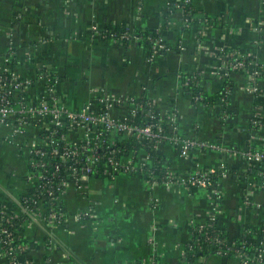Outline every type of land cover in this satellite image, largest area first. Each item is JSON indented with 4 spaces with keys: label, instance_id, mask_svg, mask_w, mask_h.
Wrapping results in <instances>:
<instances>
[{
    "label": "crops",
    "instance_id": "crops-1",
    "mask_svg": "<svg viewBox=\"0 0 264 264\" xmlns=\"http://www.w3.org/2000/svg\"><path fill=\"white\" fill-rule=\"evenodd\" d=\"M167 0H0V72L7 70L33 85L24 102L34 104L43 89L39 78L51 74L59 81V102L72 111L104 96L123 101H154L155 111L166 122L176 112L175 132L182 138L221 144L233 150L264 151V0H192L193 22L184 27L180 12L169 13ZM208 20L205 24L203 20ZM128 29L138 41L113 43L94 34ZM257 29H260L258 31ZM257 30V31H256ZM157 31L166 48L152 56L148 38ZM140 35V36H138ZM238 50L258 65L260 92L246 91L247 73L232 74L228 106L233 119H223L216 105L195 103L182 88V75L197 74L207 97L224 88L218 75L220 52ZM14 57V60L13 58ZM13 60V62H12ZM96 107V106H95ZM119 105L112 113L129 115ZM256 116L261 127L250 119ZM45 120H34L24 135L12 138V127L0 126V208L19 211V201L31 190L27 148ZM83 132H67L68 143L79 144ZM162 166L177 178H187L226 161L229 177L220 181L222 202L218 221L230 238L247 230L264 229V163L250 167L241 156L216 150H193L182 158L170 144L160 145ZM145 155L134 159L138 166ZM148 167L151 162H147ZM260 165V166H259ZM205 189L180 184L150 187L145 175L100 174L70 185L60 204L64 223L50 235L40 227H24L26 245L21 264H179L190 242L189 222H208L210 203ZM247 201L248 204H244ZM88 213L82 220L77 215ZM204 264H239L235 257L213 255ZM0 264H9L0 255Z\"/></svg>",
    "mask_w": 264,
    "mask_h": 264
},
{
    "label": "built area",
    "instance_id": "built-area-1",
    "mask_svg": "<svg viewBox=\"0 0 264 264\" xmlns=\"http://www.w3.org/2000/svg\"><path fill=\"white\" fill-rule=\"evenodd\" d=\"M166 10L169 13L180 12L184 27H188L193 22L192 0H167ZM203 21L208 24V20ZM116 31L120 33L115 34ZM116 31L99 32L93 28L92 32L98 34L101 40L109 38L115 44L130 38L138 41L128 29L122 27ZM148 41L151 43L152 56L166 50L159 38H148ZM220 60L221 65L218 69L220 78L230 79L232 74L246 72V91L252 95L260 92L256 84L258 65L253 57H246L238 50H232L221 51ZM50 75L44 74L39 78L43 83L40 97L36 103L27 104L24 102V94L32 87L33 82L20 79L7 70L0 72V126H11V137L18 138L24 135V130L36 119L45 120L49 125L39 129L35 140L27 148V166L32 186L31 190L20 199L19 211L14 213L17 218L21 216L26 218L21 228L40 227L50 235L54 228L62 225L65 215L60 201L70 185L79 186L87 179L100 174L113 179L117 174L132 176L142 173L150 187L159 184L172 187L180 184L185 188L208 191L207 198L212 213L204 225L197 226L193 221L189 222L191 238L184 252L190 251L192 246L199 245L202 238L209 246L215 247L214 255L223 257L230 255L237 258L239 264H264L262 227H258L257 235L261 234L262 237L256 244H247L244 241L228 242L217 235L214 236L213 230L209 231L218 220V209L222 202L220 181L229 177L225 160L217 168L202 170L185 179L177 178L163 166L160 169L165 172H159L157 175L155 170L150 171L151 167L146 165L148 161L151 162L150 153H156L164 143L173 146L182 158L189 157L193 150L212 149L222 155H239L250 167L264 163V151L253 149L239 151L221 144H207L182 138L175 132L176 112H172L167 118L166 122L170 125L172 133L166 134L164 122L155 111L154 101L149 98L147 101L142 100V97L120 101L112 96H104L97 100L96 105L89 102L79 111L69 110L59 102L56 95L58 79ZM188 84V80L182 82V88L186 91ZM192 100L201 103L199 96ZM119 105L130 107L129 115L115 116L112 111ZM144 106L148 114L138 118V113ZM228 117V113L223 111V119L226 120ZM250 122L255 128L261 127V121L255 115ZM77 131L83 132L79 144L68 143L64 139L67 132ZM140 152L145 155L136 166L134 159ZM262 185L264 186V183ZM244 204L247 205L248 202L245 201ZM84 217H89V214L77 215L78 220ZM20 232L1 229V234L4 235L1 244L4 249L0 250V255L6 257L9 264H21L18 257L26 250V247L15 248L11 244L20 237ZM194 234L197 237H194ZM184 252L182 258L185 256ZM196 264H204L203 259H199Z\"/></svg>",
    "mask_w": 264,
    "mask_h": 264
},
{
    "label": "trees",
    "instance_id": "trees-1",
    "mask_svg": "<svg viewBox=\"0 0 264 264\" xmlns=\"http://www.w3.org/2000/svg\"><path fill=\"white\" fill-rule=\"evenodd\" d=\"M192 15H193V11H192ZM119 32L116 31L115 34H119ZM140 36V35H138ZM144 39L147 38H152V39H156L159 38V35L157 34V31H151L148 34H144L141 35ZM105 41V40H104ZM109 41V38L106 39V42ZM131 41V38L129 40L126 41H122V43H127ZM144 42L147 45H151V43L148 41ZM14 60V57H12ZM12 60V62H13ZM51 76V75H50ZM196 77V79H195ZM193 79H195V81H193ZM188 80L189 84L187 86V95L190 96L192 99L199 96L201 97V103L204 105H216L221 107V109L223 111H226L229 115V119H233V110L230 106H227L226 104L228 103L227 100H229V97L234 88V82H232V80L228 79H223V85L224 88L223 90L216 96L214 97H207L204 93L203 90L200 86V78L198 77V75L195 73L191 74H187V75H182V82L184 83V81ZM228 91V92H227ZM227 92V93H226ZM142 100L147 101L148 97L147 95H142ZM224 100V101H222ZM145 114H148V110L145 108V106L143 107V109L138 113V118H143V116ZM138 148V146H136ZM150 153V152H149ZM151 169L155 170L154 172L159 175V172H165V170H161V166L163 164L164 158H162L161 156L158 155V153L156 152H151ZM260 166V165H259ZM160 169V170H159ZM15 211L10 210V209H5V208H0V250L4 249V247L1 244V239L4 238V235L1 234V229L4 228L6 229L8 232H20L21 231V226L23 224V220H25L26 218L21 216V217H15L14 216ZM213 230V235H217L219 238L222 239H226L228 242H237V241H244L247 244H256L257 240L259 241L262 237V235H257L259 232V229H249L246 231V233L244 234V236L240 239H233L230 238L229 235L226 234V229L225 226L221 225L219 223V221L217 220L214 223V226L209 229V231ZM194 237H197L196 234H194ZM13 247H26V245L30 248L33 246V244L29 241H27L26 239L19 237L18 239L14 240L12 243ZM185 256L183 258H181V261L179 264H196L197 261L199 259H207L211 256H213L215 254V247H211L209 246V244H207L206 242L203 241L202 238H200V244L199 245H195L192 246L190 251H185ZM225 257H231L230 255L225 256Z\"/></svg>",
    "mask_w": 264,
    "mask_h": 264
}]
</instances>
